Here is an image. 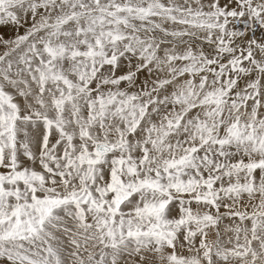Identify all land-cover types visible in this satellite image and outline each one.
<instances>
[{
	"label": "snow or ice",
	"instance_id": "1",
	"mask_svg": "<svg viewBox=\"0 0 264 264\" xmlns=\"http://www.w3.org/2000/svg\"><path fill=\"white\" fill-rule=\"evenodd\" d=\"M0 264H264V0H0Z\"/></svg>",
	"mask_w": 264,
	"mask_h": 264
}]
</instances>
